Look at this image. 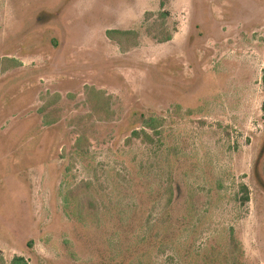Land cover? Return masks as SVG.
<instances>
[{"label": "rangeland", "instance_id": "374dc122", "mask_svg": "<svg viewBox=\"0 0 264 264\" xmlns=\"http://www.w3.org/2000/svg\"><path fill=\"white\" fill-rule=\"evenodd\" d=\"M263 103L264 0H0V264H264Z\"/></svg>", "mask_w": 264, "mask_h": 264}, {"label": "trees", "instance_id": "16d2710c", "mask_svg": "<svg viewBox=\"0 0 264 264\" xmlns=\"http://www.w3.org/2000/svg\"><path fill=\"white\" fill-rule=\"evenodd\" d=\"M109 32H110V29H109ZM168 37L169 36L167 35V38ZM263 106H264V103H263ZM160 121L161 120L159 117L152 115V114H148V116H145L143 119V125L150 129H153V131L156 132L160 124ZM132 134L134 136H140L143 134L149 141L152 140V137L149 136V133L146 132L144 128L133 129ZM242 187L245 190H247V187L245 184H242ZM172 192H173V189L171 188L170 193L172 194ZM247 199H248V194L246 193L244 200H247ZM172 202H173V197H170L167 200V203L168 205H170ZM169 227H170L169 230L173 232V229H176L175 222L174 223L169 222ZM231 242L233 246L231 250L224 251L223 249L219 248L217 250L215 249L214 251L212 248L211 251L206 250V253L203 255H201L202 253L198 252L197 250L195 251L192 248V244H190L189 247L185 250L186 252H184L185 253L184 255L187 257V264H196L195 260H197V258L195 257L193 258L194 252L198 255H201L199 257L202 260V264H244L243 261L240 259V256L243 255V250L241 249L239 242L233 237H232ZM207 252H211L212 254L207 255ZM10 263L11 264H29L26 261V259L21 255H14L11 258ZM142 264H150V261L148 262L147 260H145L144 262H142Z\"/></svg>", "mask_w": 264, "mask_h": 264}]
</instances>
